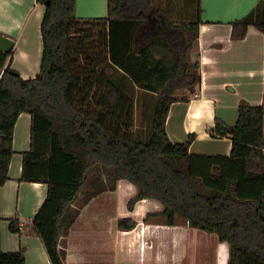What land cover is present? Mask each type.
I'll return each mask as SVG.
<instances>
[{
	"label": "trees",
	"instance_id": "trees-1",
	"mask_svg": "<svg viewBox=\"0 0 264 264\" xmlns=\"http://www.w3.org/2000/svg\"><path fill=\"white\" fill-rule=\"evenodd\" d=\"M45 7L41 24L43 53L39 74L23 79L8 64L12 53L0 51V186L9 179L14 128L19 116H31V149L23 154L21 180L48 186L47 198L28 226L10 220V230L39 236L51 264H67L60 246L71 203L86 189V199L128 180L142 200L163 205L168 226L183 218L188 227L216 235L228 245V264H264V103L239 105L235 126L216 120L214 138H229L228 156L190 153L195 135L172 143L166 132L170 107L188 102L201 87L200 63L191 53L202 24L201 0H108V17L80 19L77 0H36ZM253 12L232 23V38L249 27L264 33ZM96 38L99 53L95 50ZM104 58L102 57V54ZM81 61L88 62L81 65ZM116 68L134 88L158 95L153 133L136 138L134 101L98 64ZM177 91H184L176 97ZM92 95L86 105L85 98ZM79 97H83L77 102ZM118 226L131 231L137 222ZM0 264H25V252L0 251Z\"/></svg>",
	"mask_w": 264,
	"mask_h": 264
},
{
	"label": "crops",
	"instance_id": "crops-1",
	"mask_svg": "<svg viewBox=\"0 0 264 264\" xmlns=\"http://www.w3.org/2000/svg\"><path fill=\"white\" fill-rule=\"evenodd\" d=\"M168 1L177 4V0ZM260 1L201 0L202 24L191 53L192 62L200 63L201 87L188 102L173 103L166 122L167 135L174 144L195 135L191 154L228 156L231 140L211 135L216 120L233 127L241 102L253 106L264 103V33L251 26L243 39L232 38V23L251 12L254 20H259ZM44 14L45 7L36 0H0V36L15 43L8 64L25 80L35 78L40 71ZM76 16L105 19L108 0H77ZM151 96L158 102L156 95ZM31 125V116L22 113L14 128L9 179L0 186V251L23 249L25 264H51L39 236L29 231L13 233L9 228L10 220L30 225L48 194L46 184L21 180L23 154L31 149ZM136 194L135 185L123 179L115 189L94 198L80 195L75 199L67 216L77 218L69 229L64 226L60 239L66 263L197 264L195 248L207 238L204 233L189 228L179 218L175 226L166 225L161 216L144 222L149 215L161 214L163 205L153 199L142 200L129 210L128 203ZM124 219L137 222V226L124 231L118 226ZM217 247V264H228V245L219 242Z\"/></svg>",
	"mask_w": 264,
	"mask_h": 264
},
{
	"label": "rangeland",
	"instance_id": "rangeland-1",
	"mask_svg": "<svg viewBox=\"0 0 264 264\" xmlns=\"http://www.w3.org/2000/svg\"><path fill=\"white\" fill-rule=\"evenodd\" d=\"M92 41L94 42L93 47H95V50L88 51L86 53L87 56L95 57L96 54L99 53L100 49L98 48V45L95 43L96 38L93 37ZM104 58L103 53L101 54ZM193 63V62H192ZM81 65H87L88 62L81 61ZM98 71H103L104 73H109V76L111 79H113L124 91H126L131 99L134 101V112H133V118H134V131L136 138L144 143L148 142L151 138V135L153 133V118L155 114L156 109V102L151 100V95H155L152 93H148L142 90H138L137 88H134L132 83L124 76L123 73L118 71L116 68H113L112 66H109L108 63L104 65L98 64L96 66ZM185 94L184 91H177L175 93V96L181 97ZM158 97V95H156ZM84 99L83 97H79L77 102L80 103V101ZM92 95H89V97L86 96L85 103L88 105L89 102H91ZM90 191V189H86L84 194H82V197L85 198L86 194ZM180 221L184 222L185 220L183 218H179ZM186 222V221H185ZM203 233V232H202ZM205 239L199 243L198 246L195 248V260L198 261L197 264H217V250H218V239L216 235L207 236L209 234L204 233ZM221 256H219L220 258Z\"/></svg>",
	"mask_w": 264,
	"mask_h": 264
},
{
	"label": "water",
	"instance_id": "water-1",
	"mask_svg": "<svg viewBox=\"0 0 264 264\" xmlns=\"http://www.w3.org/2000/svg\"><path fill=\"white\" fill-rule=\"evenodd\" d=\"M14 46H15V43L13 40L5 36H0V51L6 54H10L13 52Z\"/></svg>",
	"mask_w": 264,
	"mask_h": 264
}]
</instances>
